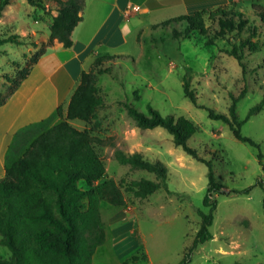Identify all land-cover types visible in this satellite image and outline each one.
Returning <instances> with one entry per match:
<instances>
[{"label":"rangeland","instance_id":"rangeland-1","mask_svg":"<svg viewBox=\"0 0 264 264\" xmlns=\"http://www.w3.org/2000/svg\"><path fill=\"white\" fill-rule=\"evenodd\" d=\"M261 2L264 4V0ZM91 5L89 0L84 9L85 26H89ZM53 11H56L55 0H12L6 8L0 20V37L20 35L23 45L8 43L0 48V103L15 86L7 77L18 80L20 71L30 66L32 57L43 46L36 42L31 31L49 33V26L41 16L51 15ZM236 11L245 15L250 26L258 27L259 40L257 37L255 41L262 45L256 53L246 50L245 66L225 51L233 48V39L240 46L242 39L249 36L248 31L243 37L235 32L224 40H215L214 45H207L220 29L218 19L206 18V36L200 32L186 35V23L164 25L172 18L168 14L150 20L140 16L129 20L123 27L126 44L106 56L114 60L102 66L111 68V73L98 77V87L106 103L98 112V124L73 121V125L80 130L87 128L105 141L98 151L106 165V178L123 181L127 202L124 206L101 202L107 239L97 249L93 264H121L134 257L142 260L130 264H179L193 247L201 228L199 211L210 212L204 205L208 166L177 147L173 136L164 128L138 127L125 103L148 115L151 106L163 116L193 121L198 132L188 144L200 158L213 162L217 180L226 191L252 188L249 194L217 197L218 207L211 227L214 239L196 249L191 264H264V159L259 158L260 153L264 156V110L242 127V134L260 148L238 141L226 123L210 118L211 110L228 114L234 98L243 91L247 94L237 104L241 121L264 100V25L256 17L251 1L244 0L236 6ZM100 18L96 17L94 23ZM175 30L182 34L179 39L174 37ZM186 76L191 78L198 105L185 96ZM58 122L54 116L32 126L30 131L41 133ZM116 150L127 155L139 153L149 161L165 164L169 191L161 190L147 199H138L127 192L130 182L156 181L157 177L121 165L115 160ZM11 256L9 248L0 244V259Z\"/></svg>","mask_w":264,"mask_h":264},{"label":"trees","instance_id":"trees-1","mask_svg":"<svg viewBox=\"0 0 264 264\" xmlns=\"http://www.w3.org/2000/svg\"><path fill=\"white\" fill-rule=\"evenodd\" d=\"M11 1L0 0V20ZM84 1L55 0L57 15L53 18L50 39L43 43L42 48L32 57L30 66L20 71L18 80L13 81L7 77L9 82L15 84L7 98L29 77L40 57L53 45L54 40L61 42L65 48L73 46L72 34L82 21L80 13ZM252 8L264 25V6L255 4ZM206 18L218 19L220 26L214 39H209L207 45H214L215 40H224L235 32L242 37L245 32H249V36L242 39L240 46H237L233 39V48L225 51L242 66H245L246 50H249L250 54L261 50V42L255 41L258 37V27L250 26V21L243 13L228 11L226 8L199 11L192 16L183 15L167 21L164 25L186 23V35L200 32L206 36ZM181 36L178 30L174 31L176 39ZM8 43L23 45L20 35L17 34L0 37V48ZM113 60L111 57L98 58L91 71L82 73L67 113H64L62 106L56 111L55 118H59L60 123L41 133H32L30 127L18 134L14 151L21 153L15 161L8 162L5 176L0 178V244L8 247L12 253L9 259H0V264H93L97 249L106 242L107 233L100 204L106 201L114 206H124L127 199L123 181L119 183L112 178H106V165L98 151L105 141L94 136L87 128H76L71 121H81L85 124L96 121L98 124V112L106 106L98 87V77L111 73V68L104 69L102 66L106 61ZM184 93L198 105L197 93L191 89V78L188 76L184 78ZM246 94L247 91H243L234 98L228 114L211 110L210 118L226 123L238 141L260 148L258 143L242 134V127L252 116L264 110V100L250 110L246 120L241 121L237 114V104ZM125 106L138 127L164 128L173 136L177 147H182L187 154L208 166L209 184L204 205L210 212L206 214L199 211L201 228L193 247L179 263L191 264L196 249L214 239L211 227L218 207L217 197L249 194L252 188L244 191H226L225 186L217 180L213 162L200 158L198 152L188 144L198 132V127L193 121L185 117L176 119L173 116H163L151 106L149 115L133 104L125 103ZM44 122L46 121L40 124ZM21 136L24 139L18 143ZM114 157L121 165L156 175V181L141 179L130 182L126 191L134 197L147 199L161 190L169 191L168 168L162 162L149 161L139 153L127 155L121 150H116ZM259 158L264 159L262 153ZM141 260L134 257L121 264L138 263Z\"/></svg>","mask_w":264,"mask_h":264},{"label":"crops","instance_id":"crops-1","mask_svg":"<svg viewBox=\"0 0 264 264\" xmlns=\"http://www.w3.org/2000/svg\"><path fill=\"white\" fill-rule=\"evenodd\" d=\"M88 1H84L80 13L82 21L73 31V46L65 48L61 42L54 40L29 77L0 106V178L5 176L8 162L15 161L21 153L14 151L18 134L54 117L60 106L67 113L82 73L91 71L96 59L109 56L108 53L126 44L123 27L129 20L137 16L150 20L167 14L172 15L168 19L172 20L183 15H194L199 11L223 8L236 11V6L244 0H91V14L87 21L89 26H85L84 9L87 8ZM249 1L252 6H264L262 0ZM135 6L139 10L129 12V8ZM104 10L106 13L102 14ZM55 15L57 12L53 11L51 15L41 16L49 26V33L31 31L37 43H47L50 39ZM96 17L101 18L94 23ZM142 18L139 19L140 22H144ZM60 122L59 119L58 123ZM71 124L73 125V121Z\"/></svg>","mask_w":264,"mask_h":264},{"label":"built area","instance_id":"built-area-1","mask_svg":"<svg viewBox=\"0 0 264 264\" xmlns=\"http://www.w3.org/2000/svg\"><path fill=\"white\" fill-rule=\"evenodd\" d=\"M131 10H132V11H138V10H139V7H138V6L130 7V8H129V12H130Z\"/></svg>","mask_w":264,"mask_h":264}]
</instances>
